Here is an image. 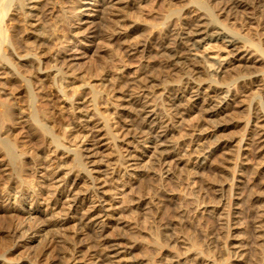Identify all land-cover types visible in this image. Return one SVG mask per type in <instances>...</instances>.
I'll return each instance as SVG.
<instances>
[{
    "label": "rangeland",
    "instance_id": "374dc122",
    "mask_svg": "<svg viewBox=\"0 0 264 264\" xmlns=\"http://www.w3.org/2000/svg\"><path fill=\"white\" fill-rule=\"evenodd\" d=\"M187 1L188 0H124V2L121 3L115 2L113 6H107L106 8L108 11L105 10L104 13H106L108 17L110 15L111 18H114V16L118 17V15L122 17V20L120 18L121 24L115 27V32L117 30L116 33L118 35L115 34L116 37L113 40L114 42H111V46H109V44L108 46H100L97 44V46L99 45L98 49L100 48L99 50L103 52L100 51L97 53L98 56L96 54L95 57L89 58V55L84 56V48L82 45L84 44L87 47L90 46L89 43L92 39L96 40L95 37H99L101 34V29L104 28L103 25L111 23V20H107L106 23H104L103 20L98 18L99 15L103 14L102 11H104L101 7L102 3L100 0L95 2L93 0H78V4L81 6L83 12L79 16H75L74 24L69 27L72 30L70 36L74 35L82 39V43L80 42L77 44L79 48L77 50H74L71 43H67L66 55L69 54L67 61L73 63L72 65H76L75 67L80 66V68L75 71V74H77L76 77H81V74L85 72L83 71L84 66L87 67L88 64L95 65V62L99 64L97 65L99 67L102 64V67H98L99 69L97 72L93 71L94 73H89L92 77L90 76L86 78V80H89L90 83L93 84V87L98 90V92H96L100 96L98 111H101L100 113L103 115L105 114L106 118L108 117V121L110 120L109 123L111 125L115 126L116 120L119 119L118 116L113 117L115 114L114 111H118L119 113L122 112L121 109L117 108L119 107L117 105L122 102V100L116 98L121 94L119 91L129 86L131 78L141 71L140 68L145 60L149 59L155 61V66H160L159 64L161 63L162 57L157 48H155V42L166 25L164 24L165 21H168V17L166 16L169 15L170 10L173 8L178 10L181 14V18L178 20L179 23L176 25L178 28L186 27L189 22H192L196 17L194 13L188 12L192 7L187 6ZM244 1L249 4L245 7L239 6L229 10L228 8L224 9L223 7L225 4L220 1H207L216 18L228 28L230 27L229 29L236 32L237 36L243 41V48H246L245 50L250 52L247 54V60L242 62L244 66L246 64L249 66L246 65V68L243 66L244 68H242L243 70L240 74H242L245 69H247L245 72H249V69L264 70V0ZM126 3L127 5H125ZM123 4L125 6H123ZM120 6H123V9L121 8L120 10ZM96 8L97 10L95 11L94 9ZM116 9L121 13L124 10L126 12L124 11L123 14H120ZM113 12H115V14ZM123 16H125V18L127 17L126 19L128 21H132L128 23V26H123V23H125L123 21L126 20ZM81 17L83 18L81 19ZM92 19H94V21H91ZM134 24L142 26L143 29L141 28L142 30L140 29L131 33ZM145 36H147V38ZM143 37H145V39H143ZM63 39L65 40V38H62V41L65 43L66 41ZM117 39L119 41H117ZM26 41L27 40H24L22 43L27 44V42H29ZM115 41L119 43L116 44ZM120 41L123 42L121 43ZM136 41L138 43L147 41L144 45L147 50L143 49V52H139L136 55H128L129 47ZM128 45L130 46L128 47ZM193 51H195L194 53L197 54L200 60L199 72H193L194 66L190 64H185L186 66H182L181 69H170L171 67H167L168 70L160 66L158 70H167L166 76L168 78L166 76L165 78L168 80L165 79L163 83L166 84L170 81V83L166 84V86H170L166 88L162 83H159L160 88L158 87L155 89V95L157 96L154 98V101L156 103V117L160 116L159 120L166 119V122L171 121V123L174 122L176 118L181 120H179V123H175V125L169 124V136L178 143L177 150L179 152L186 153L193 148L195 152V148L197 147L196 144L199 142L201 145L200 141L202 140H204V145L208 146H212L211 144L214 142L216 143H214V147H210V150L205 152V162L201 163L202 159L196 160L191 154L184 155L182 159H176L177 154L172 152V155L166 158L165 161L163 160L164 162L161 164V161L155 160L156 145L147 144V147H143L144 149L139 145L140 149L144 150V153L140 155L141 159L137 160L139 161L138 169L127 170L124 166L125 158L121 152H124L123 150L125 147L123 140L128 141L132 138L126 136L122 138L123 140L121 141L108 139L107 149L91 157L95 159V161L98 160L97 164L107 163L111 160L113 161L115 158L122 160L121 163V160L115 159L116 161L114 163L117 161L120 162L116 163V173L113 174L114 177H112V179H114L112 183L110 182L111 184L105 187L107 194L104 195L107 200L116 205L114 211L117 212L116 215L119 221L105 219V226L101 225L103 228L98 225H91L85 231V236L87 238L89 237V240L92 239L89 241L85 238V241H89L93 244L103 243V238L107 234L108 238L113 234L114 237L116 234L124 235L125 238L127 237V239L123 238L121 240V245L132 243V246L123 247L125 248V252L120 255L123 259L117 257L116 264H264V142H260L255 134L256 123H259L258 120L264 118V72L254 75L253 77L250 76L244 80L240 79L241 81L233 79L234 76L231 77L226 71H224V73L221 71L219 72L218 70L223 66L227 65L233 67L234 64H237L236 61L231 59L230 54H228V48L222 41L219 42V40L214 41L206 39ZM103 61L106 62L103 63ZM183 67H185L186 70ZM187 67L191 69L187 70ZM172 74L174 75L172 76ZM117 75L120 79L117 78V81L115 79V82L114 77ZM105 76L111 78L112 81L109 83V80H104L103 77ZM170 77H172L173 80L175 79L176 82ZM174 77H176L178 81ZM81 78H78L79 80H77V83L82 82ZM161 78L163 77H159V79ZM193 78L201 82V88L203 91L205 90L206 93L220 92L221 95L224 91H229V99L227 101L231 105L226 106L222 111L223 113L220 112L215 116H209L204 113L199 103L189 104L188 108L185 110L186 112L182 110L183 113L172 114L174 110L169 104L171 102L170 98H172L173 95L175 96V93L187 91L189 89V84L191 85V79ZM159 79H157V82H153L158 83ZM4 80L5 77L3 73L0 72V85ZM9 81L10 80H7V85L10 83L9 85L11 86L13 81ZM119 85L122 86L119 87ZM117 89L120 90L116 91ZM6 91L8 92L9 90L7 89ZM86 91H88L87 86H83L82 92L85 93ZM85 94L87 95V92ZM0 95L2 96L3 93L0 92ZM19 96L20 99L18 98V100L24 105L25 102L22 101L26 100L25 96L22 94H19ZM86 97H88V95ZM57 112L58 110L55 108L54 115L57 117L58 120H56L58 123H60H57L58 126L56 125L57 130L55 131L60 132L59 130L61 127L58 129L59 125L61 126L63 122L62 125L69 123L71 117L67 111H59L58 114ZM152 116L150 118H152ZM128 117L131 119V122H136V117L134 115ZM22 119L24 120V118H21L18 119L19 121H16V125H14V127L16 126L15 128L13 126L11 127L12 136L17 137L15 139L18 143L24 141V139L28 141L30 137H28L29 127L25 125ZM86 119L87 120L83 121L85 126L82 125L80 127V125L77 124L75 126H68V130L61 129L62 132L68 134L65 135H67L70 140H68L69 142L64 140L65 143L70 144L71 147H75L78 144L77 146L82 154L86 153L85 151L90 149L89 147H92L91 145L94 141L90 139L91 137H88L89 139L83 137L80 141L78 134L87 132L89 134L92 132L93 135L99 132L104 134L101 128L105 129V127L101 125V121L104 117L100 118L99 116L94 118L92 115L90 118L88 115ZM155 119L157 120L158 118ZM226 120L228 124L222 128L216 129L214 124H216L217 121L225 122ZM203 135L204 138L201 139ZM213 139L215 140L214 142ZM31 141L33 142V139L30 140L29 149L34 148L36 144H33ZM73 143L77 144L73 145ZM51 156L52 155H50V157ZM91 158L84 157V160L88 161ZM101 158L102 161L99 160ZM61 159H64L65 163L70 162V158L66 157V153L62 155ZM153 159L156 161L155 163L152 162ZM44 166L43 163L37 161L33 164V170L41 171L45 168ZM224 166H228V169H225ZM166 168L169 169L166 170ZM57 171H60V175L65 174L64 172H68L66 165L58 168ZM3 173L4 171L1 172L0 170V175ZM218 184H220L222 188L220 192L216 193L215 189ZM25 197L26 193L20 194L21 199ZM17 210L23 215L24 223H26L28 219V214H35L34 210H28V206L17 207ZM61 215V218L72 219L71 213ZM7 221L8 215H0V225H7ZM70 223L65 227L66 231L72 229L73 226L71 225H73V223ZM2 225L0 227H2ZM69 225L71 226L70 228ZM90 232H92L91 235ZM125 232L129 234L126 236ZM44 234L49 235L48 232L43 231L42 234L41 231L32 236L30 234L29 236L19 237L16 239L17 241L14 240L12 244L9 243L10 241L7 242L5 240L8 247L14 246L13 248L16 250L13 254L7 253V256L10 258L7 264L28 260V257L26 258L25 256L26 252L32 247L36 248L39 244V238L44 236ZM129 236L130 239H128ZM99 237L102 238L100 239ZM150 238L152 242L154 240L153 243L151 240L149 241ZM1 240L3 242V239L0 237V241ZM2 242H0V244ZM238 244L240 246L235 247V245ZM29 246L31 247L28 248ZM102 246L104 245L102 244ZM96 248L97 245L95 249ZM51 249L47 250V255L51 259L49 264H58L55 259V253L53 254L54 250L52 249L53 251H50ZM18 257H20V260H12Z\"/></svg>",
    "mask_w": 264,
    "mask_h": 264
},
{
    "label": "bare ground",
    "instance_id": "6f19581e",
    "mask_svg": "<svg viewBox=\"0 0 264 264\" xmlns=\"http://www.w3.org/2000/svg\"><path fill=\"white\" fill-rule=\"evenodd\" d=\"M207 1L208 0L187 1V6L192 7L188 12L194 13L196 17L184 28L176 27L179 23L178 20L181 18L179 11L173 8L170 10L169 15L166 16L168 17V21H165L164 24L166 25L155 42V48H157L162 57L161 63L159 64L161 68L167 69V67H171L170 69H181L185 64H190L194 66L193 72L198 73L200 60L193 50L197 49L201 42L207 39L214 41L219 40V42L222 41L228 48V54H230L231 59L237 62L233 67L227 65L223 66L218 70L219 72L221 71L224 73V71H226L231 77L234 76L233 79L236 80H244L250 76L253 77L261 72L263 73V69L259 70L257 68L258 70L249 69V72H245V70L247 71V69H245L243 73L240 74L243 70L242 68L247 65L244 66L242 62L247 60L249 51L243 48V41L237 36V33L229 29L230 27L228 28L216 18ZM217 1L224 3L225 6L222 7L224 9L228 8V10L239 6L245 7L249 4L244 0ZM100 2L102 3L101 7L104 11L101 10L103 14L101 13L102 15H99L98 18L103 20L104 23H106L107 20H111V23L103 25L104 28L101 29V36L95 37L96 40L92 39L89 43L90 46L87 47L84 44L82 45L84 48V56L89 55V58L95 57L98 52L102 51L99 50L100 48L98 49L99 45L108 46L109 44V46H111L110 44L115 39V34H117V30L115 32V27L121 24L120 18L122 20V17H119V15L118 17L114 16V18H111V15L108 17L104 12L107 10V6H113L115 2L121 3L124 2V0H100ZM125 5H127V3ZM125 5L123 4V6ZM122 7L120 6L119 9L121 10ZM94 10L96 11L97 8ZM124 11H122V13L119 12L123 14ZM82 12L78 0H0V72L3 73L5 77V80L2 81L0 85V92L3 93L2 96L0 95V170L1 172L4 171V173L0 175V215H8L7 225L1 224L2 227H0V237L3 239V242L2 240L0 241L2 242L0 244L1 264H7V261H10L7 253L13 254L16 252L15 248H13L14 246H10L14 240L19 237L29 236L30 234L32 236L41 231L42 234L44 231L48 232L49 235L44 234V236L39 238V244L36 248H30L31 246L28 247L30 249L25 254L28 260L21 262L17 261L12 264H49L51 259L47 255V250L51 248L54 250L53 254L55 253V259L58 264H116L117 257L123 259L122 256L120 257V255L125 252V248L123 247L132 246V243L121 245V240L123 238L127 239V237L125 238L124 235L120 234H116L114 237L113 234V237L110 235L111 238H108L107 234L106 236L103 235V243L99 240L100 243L93 244L89 242L92 239L89 240V237L87 238L85 236V231L91 225H98L100 227L103 225L105 226V219L119 221L116 215L117 212L114 211L116 205L107 200L104 195L107 194L105 187L111 184L114 179H112V177H114L113 174L116 173V163L120 161L114 163L116 161L115 159H117L114 157L115 159L113 161L97 164L98 160L95 161V159L91 157L107 149L108 139L121 141L123 140L122 138L126 136L132 138L128 141L123 140L125 147L123 150L124 152H121L125 158L124 166L127 170L138 169L139 161L137 160L141 159L140 155L144 153L143 147H147V144L156 145V149L154 148L156 152L155 160L161 161V164L166 158L172 155V152L177 154L176 159H182L184 155L191 154L196 160L202 159L201 163H203L205 162V152L209 151V148H212L215 143L213 139L214 143L211 144L212 146H208L204 145V140H202L200 141L201 145L199 142L196 144L197 147L195 148V152L193 151L194 148L188 150L186 153H181L177 150L178 143L169 136V124L175 125V123H179L180 119L174 118L175 121L172 122L173 124L171 121L166 122V119L159 120L160 116L156 117L157 111L155 110L156 103L154 98L157 96L155 95V89L158 87L160 88L159 83H162L164 86L170 83V81L166 84L163 83L165 82V76L167 75L166 71L168 69L166 71L163 69H160L161 71L158 70L160 66H155V61L149 59L143 60L144 63L140 68L141 71L131 78L129 86L125 88L122 87V91H119L120 89L116 90L121 93L116 98H119L122 102L117 105L119 107H115L121 109L122 112L119 113L118 111H114L115 114L113 117L118 116L119 119L116 120L115 126L111 125L109 123L110 120L108 121V117L106 118L105 114L103 115L100 113L101 111H98L100 97L96 93L98 90L93 87V84H91L89 80H86V78L91 76L89 73L97 72V70L102 67V64L100 67L97 66L99 64H96V62L95 65L88 64L87 67L84 66L83 71H85L86 74L85 72L81 74V78L78 76L76 77L77 74H75V71L80 68V66L75 67L76 65H72L73 63L67 61L69 56V54L66 55L67 43H71L74 50L79 49L77 44L80 42L82 43V39L74 35L70 36L72 30L69 27L74 24L75 16H79ZM113 13L115 14V12ZM123 17L125 18V16ZM82 18L83 17H81V19ZM91 21H94V19ZM123 22H125L123 26H128V23L132 21L130 22V20L128 21L126 19ZM136 24L132 26L133 31L131 33L141 28L143 29L142 26ZM145 37L147 38V36ZM145 37H143V39H145ZM62 38H65V40L63 39L66 41L65 43L62 41ZM21 40H27L29 42L26 41L27 44H23ZM117 41L119 40L117 39ZM145 42L138 43L136 41L135 43L133 42L134 44L131 46L128 45V47L130 46L128 55H136L139 52H143V49L147 50L144 46ZM118 43L116 42V44ZM97 44L99 45L97 46ZM104 62L106 61H103V63ZM190 69L187 67V70ZM173 75L174 74H172V76ZM159 77L163 78L159 79ZM78 78H81V83H77V80H79ZM117 78L118 75L114 77V81L115 79L116 81L120 79ZM170 78L173 80L172 77ZM196 78L195 80L194 78L191 79V85L189 84V89L187 91L175 93V96L173 95L172 98H170L171 102L169 104L174 110L172 114H180L183 113V111L186 112L185 110L188 108L189 104L199 103L204 113L209 116H215L222 112L226 106L231 105L227 101L229 99V91H224L221 95L220 92L206 93L205 90L203 91L201 88V82L197 81ZM103 79L106 81L109 80V83L112 81L111 78L107 76L103 77ZM157 79H159L158 83H154L153 81L157 82ZM7 80L13 81V84L11 86L9 85L10 83L7 85ZM173 81H175V79ZM122 85H119V87ZM83 86H87L88 88V91H86L88 97H86V92H82ZM169 86H166V88ZM7 89L9 90L8 92L6 91ZM19 94H22L26 98V100L22 101L25 102V104L23 103L24 105L18 100L20 97ZM55 108H57L58 112L67 111L71 117L69 123L62 125L63 122L61 126L59 125L58 129L61 127L62 130H68V126H75L77 124L81 127L84 125L83 121L87 120L86 117L89 115L91 118L93 115L94 118L99 116L100 118L104 117V122L103 120L101 121L102 127H105V129L101 128L104 134L100 132L94 135L92 132L90 134L88 132L79 133V137H77L80 141L83 137L86 139L91 137L90 139L94 141L91 145L92 147H89L90 149L85 151L86 153H80L77 143H75L77 147H71L70 144L65 143L64 140H69L67 133L62 132L61 129L59 130L60 132L55 131L57 130L56 125L58 123V119L54 115ZM130 115L136 117L135 123L131 122V119L128 117ZM151 116L152 118H150ZM21 118H24V120H22L25 122V125L29 127V142L24 139V141L20 140L21 142L18 143L15 139L17 137L12 136L11 127H14L16 121ZM155 118L158 119L156 120ZM258 121L259 123H256V125L254 124L256 127L255 134L260 142H264V118ZM226 124H228L227 120L225 122L217 121L214 126L217 129L224 127ZM203 138L204 135L201 139ZM31 139H33V142H31L36 144L34 148L29 149ZM75 144L73 143V145ZM139 145L142 146L143 149H140ZM64 153H66V157L70 158V162L68 161L69 163H65L64 159H61ZM50 155L52 156L50 157ZM84 157L91 159L85 161ZM99 160L102 161V158ZM155 160L153 159L152 162L155 163ZM37 161L45 165L43 170H33V164ZM64 165H66L68 172H64L65 174L60 175V171L58 172L57 169ZM226 168L228 169V166L225 167V169ZM168 169L169 168H166V170ZM221 188L222 186L218 184L215 192H220ZM25 193L26 197L21 199L20 194ZM24 206H28V210H34L35 213L28 214L29 216L26 223H24L23 215L17 210V207ZM68 213L72 214V222L68 218L60 217L61 214L67 215ZM70 222L73 223V225H71L73 227L69 229V231H66L65 227H67ZM117 224L116 227L118 228ZM71 226L69 225V228ZM91 233L92 232H90V235ZM85 238L89 240H87L89 244L85 241ZM128 239H130V236ZM5 240L7 242L10 241V247L7 246L8 244ZM102 244L104 246H102ZM96 245L97 248L95 249ZM239 246V244L235 245V247ZM52 249L50 251H53ZM19 258L20 257L13 258L12 260Z\"/></svg>",
    "mask_w": 264,
    "mask_h": 264
}]
</instances>
